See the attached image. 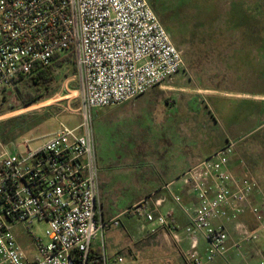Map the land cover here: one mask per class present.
<instances>
[{
  "label": "built area",
  "instance_id": "1",
  "mask_svg": "<svg viewBox=\"0 0 264 264\" xmlns=\"http://www.w3.org/2000/svg\"><path fill=\"white\" fill-rule=\"evenodd\" d=\"M66 54L73 55L76 73L58 96L69 95L47 103L66 100L58 105L62 113L81 124H60L37 148L25 140V152L17 141L0 138V264H90L93 242L119 227L121 215L138 217L150 233L163 229L185 241L190 264L226 257L233 233L237 252L264 238V198L255 202L264 196L255 179L233 172L234 142L179 178L196 205L184 204L174 183L165 186L188 220L183 229L173 212L160 211L164 198L153 205L144 200L110 220L103 216L92 110L133 101L184 68L182 52L148 0H0V98ZM247 214L253 228L243 220ZM40 222L46 223L42 237L32 232ZM22 225L30 252L14 234Z\"/></svg>",
  "mask_w": 264,
  "mask_h": 264
},
{
  "label": "rangeland",
  "instance_id": "2",
  "mask_svg": "<svg viewBox=\"0 0 264 264\" xmlns=\"http://www.w3.org/2000/svg\"><path fill=\"white\" fill-rule=\"evenodd\" d=\"M154 1L148 0L149 5L170 34L175 46L182 52L184 68L170 82L161 87L153 88L147 93H156L162 96L163 100L169 98L163 108L175 105L180 111L173 109L171 112L173 114L178 112L176 114L178 117H182L181 112L184 106L191 107L192 114H194V110L199 109V112L195 113L197 119L201 120L200 124L202 125V122L204 124L199 127V129L202 128L201 137L199 133L190 131L197 136L196 146L193 137L191 138L192 142L187 141L192 149H198V144H202V147L205 148L206 144L213 143L216 138L219 141H224L223 129H225L231 134L232 141L236 143L235 148L238 144L248 145L246 151L251 154L253 147L258 145L260 139L264 137V129L256 130L264 124V112L257 107L258 105L248 101V98L242 95H264V30L260 38L254 35L253 32L246 30L244 34H246L247 43L244 46L247 48L245 50H237V48L240 45L239 32L243 26H256L257 28L261 26L264 29V0ZM250 43L251 45H249ZM71 72L72 67L62 68L57 73V80L54 85V87L60 85L56 93L52 95L44 94L40 102L34 105L23 107L14 90L8 92L5 98H0V132L2 131L8 139L14 138L13 142L20 143L23 152L26 151L23 144L25 140L29 141L33 148H37L60 127V124H65L71 128L81 124L80 117L62 113V109L58 105H65L66 100L60 101L57 103L58 105L47 103L55 98L61 99L69 95L64 92L61 96H58L64 89L66 79L72 77ZM24 83L25 81L22 82V84ZM179 87H188L190 94L179 95ZM203 87L217 88L231 93V96L222 99L207 97L202 92H197L198 89ZM68 88L71 91H76V83L72 85L70 83ZM145 99H147V96H144L141 100L144 102ZM186 102H188V105L185 104ZM214 109L220 110L221 113L229 111L230 114L234 113L233 115L244 113L248 118L240 123L227 121L224 125H221L215 116L216 113L214 112L216 111ZM115 110L118 111L119 107L93 109L92 117L97 158L100 164L108 165L106 167L108 171L112 169L118 171L117 180L122 189L123 180L131 176L130 174L133 176L137 173L135 171L134 174L133 171L129 172L126 166L129 159L133 160V158L138 157L129 154V150L134 148L136 141H140L139 145L146 146L155 139L156 143L153 146L157 151L153 149V153L145 147L146 155H141L142 158L155 157L161 167L167 166L168 163L166 162L168 160L173 164L167 167L172 166V172L178 170L180 167L178 162L182 161L185 155L177 153L178 146H182L180 139L173 141L171 137L169 139L164 138V136H167V132L170 135V131L167 130L170 120H166V123L162 124V119L159 117L149 120V117H146L147 113H144V115L142 114V121L137 122L138 126L144 129L143 132L139 134L124 132L126 123L122 119L106 121L103 118L105 114ZM166 113L162 112L164 115ZM15 121L16 124L23 123L22 130H12L11 127L14 126ZM171 123L170 125H172ZM135 137H137L136 141ZM0 138L2 139L1 135ZM157 140L163 141V149L155 147L158 145ZM165 140H170L167 142L169 144L173 143L172 146L170 147ZM251 155L262 160L258 149ZM147 167L149 168V166ZM145 174L153 175L154 172L148 169ZM257 182L264 196V168L263 172H260ZM152 185L150 182L146 185L141 184L140 188L138 187L135 191L144 193ZM120 193L122 194V190ZM159 197L160 195L147 196L144 200L152 205ZM127 201V193L119 196L117 203L114 204L116 206L115 212L120 213L126 207L125 203ZM171 205L178 213L177 205L173 202ZM120 221L123 224L112 228L114 230L105 236L108 243L112 241L115 245H119L108 251L112 255L110 258L111 264H190L184 254L188 249V244L185 241H175L171 233L163 229L150 233L149 225L147 226L142 220L133 215H121ZM45 227L46 223L40 222L37 228L32 229V232L37 234L38 237H42ZM109 229L111 230V228ZM14 234L22 247L30 252L31 244L25 227L22 225L15 228ZM204 245V242H202L201 252ZM243 248L244 245L242 244L240 252L236 250L229 251L226 257L217 259L214 264H245L240 256V253L244 250ZM118 257H122L123 261L118 262ZM262 261H264V256H258L250 260L249 263L260 264Z\"/></svg>",
  "mask_w": 264,
  "mask_h": 264
},
{
  "label": "crops",
  "instance_id": "3",
  "mask_svg": "<svg viewBox=\"0 0 264 264\" xmlns=\"http://www.w3.org/2000/svg\"><path fill=\"white\" fill-rule=\"evenodd\" d=\"M246 30L253 32L254 35H257L260 38L261 35L263 34L262 31L264 29L261 28V26L260 28L259 27L257 28L256 26L255 27L243 26L239 32L240 45H239V48H237V50H245L247 48L246 46H244V44L246 45L247 43L246 42L247 39L245 38L246 34H244ZM249 45H251V43ZM234 50L236 49L234 48ZM179 88H180L178 90L179 95L184 96V95L190 94V92H188L189 90L188 87H179ZM197 92L198 93L202 92L207 97H212V98L214 97L216 99L229 98L231 96V93H227L226 91H222L217 88L215 89V88H204L203 87L201 89H198ZM148 93L140 96L139 98L133 101L127 102L124 105L117 106L119 107L118 111L115 110L112 112H108L107 114H105L103 118L106 119V121H116L120 118L122 119V121L126 123L125 124L126 126L124 127V132H133L137 134L143 132L144 130L141 127H139L137 123L138 121H142L141 118L143 117L142 114L144 115V113L145 114L147 113L146 117L147 118L149 117V120L150 119L154 120L156 117L157 118L159 117L160 119H162V124L166 123V120H170L172 123L169 122V124L167 125V130L170 131V135H168V132H167V136H164V138L169 139V137H171L173 141L175 139H180L182 146H178L177 153H179L180 155L184 154L185 157H183L182 161L178 162L180 166L178 170L175 172H172L173 171L171 169L172 166L167 167L168 165L173 164L171 163V161L167 160L166 163H168V165L165 167H161L159 165L158 159H155V157L142 158L141 155H146L145 154L146 148H148L150 152H153V149L157 151V149H155L153 146L154 143H156L155 139L154 141H152V143H149L145 146V145H139L140 141H136L137 137H135L136 142H135L134 148L129 150L130 152L129 154L136 155L138 157L133 158V160L129 159V162L128 161L126 162V166L129 172L133 171V174H134V171H135L137 173L133 176L132 174H130L131 176H129L126 180H123L124 181L123 189L121 188V184L117 180L118 171L114 169H112L111 171H108L106 169L108 165L100 164L98 160V166L100 170V184H101L103 216L106 220L113 219L121 215L122 213H124L129 208L144 201V199H146L147 196L160 195L159 198L165 199L164 203L159 208L160 211L163 213H167L169 211L173 212L174 218L176 219L178 226L180 227V229H183L188 224V220L178 206H177L179 209L178 213L176 212V209L172 207L171 203L173 202V200L164 190L165 186L168 184L174 183L175 188L180 190L179 194L182 197L183 203L186 205H196L195 196L190 192L187 186L183 185L182 182L179 181V178L191 166L197 164L200 160L208 157L216 150L224 147L226 144L233 142L232 141L233 139H231L232 138L231 134L228 131H225V129H223L225 142L223 140L219 141V139L217 140L216 138L215 139L216 141H214L213 143L210 142L209 144H206L205 148L202 147V144H198V149L197 148L192 149L191 146H189L187 141L190 140L192 142L193 140H191V138L193 137L195 146H196L197 136L196 134H192L190 131L199 133V136L201 137L202 128L199 129V127H201L204 124V122H202V125H201L200 124L201 120L197 119L198 117L196 113L199 112V109L194 110V114H192L190 110L191 107L184 106L181 112L182 117L179 116L180 117L179 118L178 116H176L178 112H176V114H173L171 112L173 109L180 111L177 107H175V105L174 106L169 105L167 106L168 108H165V109L163 108L164 105L167 104V100L169 98H165V100H163V97L156 93H150V94ZM238 95L241 96L240 94ZM144 96H147V99H145L143 102L141 99ZM242 96L248 98L247 100L250 102H253V104L258 105L257 107L264 112V95L246 94ZM172 102H175V101H172ZM185 104L188 105V102H186ZM214 110L216 111L214 112L216 113L215 116L217 117V120L221 125H224L227 121L240 123L248 118L244 113L243 114L236 113L235 115H233L234 113L230 114L229 111H227L226 113H221L220 110L218 109H214ZM162 112L164 113L167 112V113L164 115L162 114ZM170 123L172 125H170ZM263 129H264V124L256 128V130H263ZM186 132H188L189 134H187ZM157 141H158V145L155 147L163 149V146H164L163 141H160V140H157ZM167 141H170V140H165V142ZM172 144L170 143L169 146L171 147ZM247 147L248 145L238 144L237 148H235L234 156L232 157L231 167H232L233 172H235L236 174L248 175L257 181L258 178L260 177V172H263V168H264V161H263L264 137L260 139V142L258 143V145L253 147L251 151V154H253L254 151L258 149V153L259 155L262 156V160L248 153L246 151ZM153 153L152 155H154ZM147 166H149V168ZM148 169L154 172V174L146 175L145 171ZM148 182L153 184L149 190L144 191V193L141 191L139 193L135 191L138 187L140 188L141 184L146 185L148 184ZM121 190H122V194L127 193L128 201L125 203L126 207L122 209L121 212L119 211L120 213H118V212H115L116 206L114 204L117 203L118 197L122 195L120 193ZM159 198H157L156 200H158ZM263 198L264 197L258 195L255 197V202L260 203L262 202ZM243 220L246 221L248 224H250L252 228L254 227L253 218L251 217L250 214H247L246 216H244ZM121 224H123L122 221H121ZM113 230L114 229L112 228L111 230L107 229L98 236V238L93 242L91 246L90 256L93 255V257H95L94 255H101L103 262L105 259H107L109 261V264H111L110 258L112 255L108 253V251L112 247L119 246V245H115V243H113L112 241L108 243L107 240H105V236L109 235ZM235 242H236V237L234 236V233H233L232 237L229 239V242H228L230 251L235 250L233 249ZM243 249L244 250L240 254V256L244 260L245 264H251L249 263L250 260H253L254 258L258 256H264V238L255 244L244 245Z\"/></svg>",
  "mask_w": 264,
  "mask_h": 264
},
{
  "label": "trees",
  "instance_id": "4",
  "mask_svg": "<svg viewBox=\"0 0 264 264\" xmlns=\"http://www.w3.org/2000/svg\"><path fill=\"white\" fill-rule=\"evenodd\" d=\"M154 1V0H152ZM155 3V1H154ZM156 5V4H155ZM64 67H72V76L76 73L75 61L72 54L58 55L54 62L45 68H37L36 72L27 78L19 80L18 85L14 89L17 99L23 107H28L40 102L44 94H54L59 89V86L54 87L57 80V73ZM22 84V82H24ZM7 94L3 97L5 98ZM13 131L23 128V123L16 124L11 127ZM2 140L5 144H10L14 138L6 137L3 132H0ZM89 257L90 264H103L101 255H94Z\"/></svg>",
  "mask_w": 264,
  "mask_h": 264
}]
</instances>
